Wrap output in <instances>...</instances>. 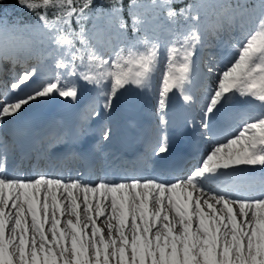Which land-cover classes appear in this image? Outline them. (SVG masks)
<instances>
[{
	"label": "snow or ice",
	"instance_id": "snow-or-ice-1",
	"mask_svg": "<svg viewBox=\"0 0 264 264\" xmlns=\"http://www.w3.org/2000/svg\"><path fill=\"white\" fill-rule=\"evenodd\" d=\"M18 4L36 14L51 71L44 73L38 63L5 85L0 126L41 100L78 101L80 80L94 89L90 117L109 115L128 86L148 90L155 73L161 131L170 94L196 103L193 57L205 42L198 4L177 11L171 0H153L152 7L166 9V21L172 22L163 41L148 34L137 0H128L127 16L123 0H112L106 11L95 0ZM236 7L246 28L231 43V58L221 63L210 57L204 68L209 84L199 98L198 124L209 148L200 162L171 179L105 175L90 183L21 175L9 167L7 150H0V264H264V178L252 179L246 171L264 170V0ZM103 15L109 21L107 59L85 27ZM236 101L259 102L258 109L235 113ZM233 114L239 127L222 131L221 120ZM110 136L105 125L101 139ZM168 150L165 136L153 154ZM101 220L105 227L98 225Z\"/></svg>",
	"mask_w": 264,
	"mask_h": 264
},
{
	"label": "bare ground",
	"instance_id": "bare-ground-1",
	"mask_svg": "<svg viewBox=\"0 0 264 264\" xmlns=\"http://www.w3.org/2000/svg\"><path fill=\"white\" fill-rule=\"evenodd\" d=\"M148 9H149V7H148ZM228 21L229 20L224 21V22H228ZM230 25H231V28L230 27L227 28L226 29L227 32L224 33L225 38L221 37L217 41H215V46L219 47L218 51H216V52H217V57H219V59L221 60L219 62H221V63H226L227 60L231 58V53L233 52V48L230 45L236 38H239V37L234 35V32H232V27H234V25H232V24H230ZM217 28L220 30L219 27H217ZM36 30L37 29H33V30L11 29V30H9V32H7L9 36H5L6 33H3L2 29H0V92H3L5 90V85L10 84V82L15 78V76L17 74L23 72V71L20 72L21 69L30 68L33 65H35V61L39 60V55H38L39 50L37 48H39V49L41 48L42 36H40L39 31L37 30V32H36ZM33 31H35L36 33ZM211 32L207 36L212 37V35H214V33H215V30H212ZM216 33L219 34V32H216ZM226 33H231L230 38H229V36L226 37ZM8 37L10 38L9 41L6 40V38H8ZM43 38L46 40L45 37H43ZM208 39L211 40L209 42H212V41L214 42V40H212L210 38H208ZM225 45H226V47H229V48L226 52L223 53V49H224ZM200 54H201V49L198 46L196 53L193 57V60H197V57H199ZM205 55H206V53H205ZM49 56H50V54H49ZM50 58H51V56H50ZM51 63H52V60H51ZM47 70L51 71V67L49 66V68H47ZM194 76H195V69L193 70V77ZM200 76H201L200 79L198 78V74L194 77L195 79L193 78L192 86L198 84L201 87H206L205 82H209L208 78L205 79L204 74H200ZM158 78L160 79V77H158ZM157 89H158V84L151 85V87L148 90H144V91L137 89L135 86H128L126 90H122V93L118 94V98L115 99L116 104L114 107V114L110 113L109 115H107V118H110V122L112 123L109 127L111 128L112 126H116V128H118V126H121V124H122L124 109H123L121 97L123 95L130 94L133 92L136 94L139 93L140 102H138L137 98H135L136 103H141L142 102L141 99L144 96L143 104H142L143 108L141 111H139V115L145 121L146 132L148 130L154 131L153 135L149 139L150 143H147V144H149V145L153 144L155 142L156 138H157V141L155 142V144L158 142V140H162L165 137V132H166L165 129L166 128H164L163 131H161V126H160V121H159V113H158L157 107H156ZM193 93L195 94L196 92H193ZM240 102L241 101H236V104H238ZM71 103H72L71 100H65L63 98L56 97V98H52V99L41 100V101L35 102L32 105L26 107L25 110L29 111L28 114H30V117L33 118L34 120L38 121V123H35V124H40V125L44 124V128H43V130H35L36 128L30 130V131H34L33 132L34 144H33V148L31 149V151L29 153L30 157L27 158V157L23 156L21 158L19 164L17 166L15 165L13 167L14 170L18 171L21 174L23 168H25V169H27V173H28L25 176H33V175H36L38 173H44V174H46L50 177H53V178H63L66 181L68 180L67 177L64 176L63 172L66 171L67 169L74 170V168L76 167V163L73 162L70 157L66 160H61V161L55 162L53 169L50 171L46 170V168L43 166V164H41L40 160L35 163L33 171L30 170V167H31L32 160L35 158V154L37 156H40V153H36V152L40 148H44L46 151L48 149V146H49L51 140L56 139V138H54L55 133L59 132V129L53 128L52 124L55 125L56 123L60 122L61 118H60V116H57L55 118L56 119V122H55L54 120H52V121L50 120L51 116H53L59 110L67 108V106L70 105ZM183 103L185 104L183 99L178 94H170V97L168 100V106L166 109V119L169 117V114L171 112H177L179 108H183V110H185L184 108L187 109V107ZM245 105H246L245 109L241 108L239 105H237L235 113H244L247 111H251L254 108L258 109L259 102H256L255 105H248V104H245ZM92 107H93V105L91 104L90 107L88 108V111L91 110ZM39 109H42V110H39ZM45 110H48V111L45 113L40 112V111H45ZM135 112L137 113L136 110H135ZM187 114L189 116H192L188 110H187ZM18 116H20V115H18ZM104 117H106V116L102 113L101 116L97 120L100 121L103 119L104 122L108 121L107 119H104ZM196 117L199 118V111L197 112ZM93 118H95V117L89 118L88 122L90 124H91L90 121ZM224 119L227 123H229L228 128H225L227 126L224 127V132L233 131L237 127H239V125H240V120H239L238 115L234 114V119H232V116L229 115L228 117L223 118L221 120V122H223ZM46 122H48V123H46ZM221 122H220V127H221ZM174 123H176V127L178 128L179 131L186 130L185 128H183V125L180 121H175ZM153 126L156 130L153 128ZM192 126H193L192 125V119H189L187 129L190 130L192 128ZM116 131L117 130H115V132ZM200 132H201V130H200ZM129 134L131 137L137 136V124H136L135 119H133V122L131 123V129L129 130ZM112 135H114V134H112ZM59 137L60 136L57 135V138H59ZM139 137H140V135H139ZM1 138L2 139H8L9 136L5 132H3L2 128L0 127V140H1ZM155 144L153 145V147L155 146ZM153 147H152V149H153ZM0 148L2 149L1 145H0ZM208 148H209V144L207 142L206 149H208ZM205 150L202 152V154L199 155V157L196 159V161L194 163L188 165V163L191 160H189V158H186L183 156L182 158L176 160L173 163V165L171 166V168H164L162 170L156 171L155 174L153 175V177H162V178L171 179L175 176H179V175H183V174L187 173L194 165H196L198 162H200L201 157L205 153ZM139 160H140L141 164H138ZM85 162L90 163V160L85 159ZM130 163H131V166L129 168H127L126 166L123 167V171L119 174V178H120L119 180H130L132 178H140V179L148 178V177H146L147 173L145 175H143V173L145 172L144 170L148 171V169H149L147 167V165L149 163V149L146 147L145 150L141 153V155L139 157L132 158L130 160ZM93 164L95 166V170L91 171V174L93 176H95L99 173L100 162H99V160L96 159L93 161ZM184 165L185 166L188 165V166L183 171L179 172V167L184 166ZM246 171H247L248 176L252 179L254 178L256 180H259L261 178H264V170H261L260 168L249 169ZM177 172H179V173H177ZM175 173H177V175H173ZM75 176H76V174H73L70 176L69 179H75ZM86 176H88V173H86ZM98 225L101 227H105V225L102 223V220L98 221Z\"/></svg>",
	"mask_w": 264,
	"mask_h": 264
},
{
	"label": "rangeland",
	"instance_id": "rangeland-1",
	"mask_svg": "<svg viewBox=\"0 0 264 264\" xmlns=\"http://www.w3.org/2000/svg\"><path fill=\"white\" fill-rule=\"evenodd\" d=\"M250 1L252 2V4H254L256 2V0H250ZM137 2L141 6L138 9L139 14L142 17L143 16L147 17V20H148L147 24L148 25L146 24V29L148 31V34L149 35L154 34L156 36H159L161 38V41L166 39L168 36V26L170 24H172L171 21H166L167 10L166 9L153 8L152 7L153 0H137ZM156 2L160 3V0H156ZM192 3L198 4L201 7V18L203 20L202 30L204 31V34L206 36L203 46H199L201 49L200 56L197 57V60H193L194 61V67H195V68H193V70L195 69V76L198 74V78L200 79V77H201L200 74H204L205 65L207 64L210 57L213 58V60L215 62L221 61L219 59V57H217L216 51H218L219 47L215 46V41H217L221 37L225 38L224 33L227 32L226 31L227 28H229V27L231 28L230 24L234 25V27H232V32H234V35L239 37L241 35V32H240L241 26L244 25L246 28V18L242 15L241 9L236 7L238 4L242 5L241 3H239V0H171V7L178 11L180 8L185 7L186 5L192 4ZM123 4H124V9H125V15L127 16L128 0H123ZM110 7H111V5L108 7H103V9L106 11ZM148 7H149V9H148ZM49 18L51 19L52 17H49ZM227 20H229V21L224 22ZM108 22H109L108 17L106 15L100 16L99 18L93 17V18H91L85 22V27L95 37L94 42H97L100 45V47L103 48L105 59H107V57L110 53V48L105 47V42L108 40V33H107ZM177 23H183L182 18L178 17ZM94 24H95V27H94ZM36 25H37V18H35V20L32 22H28V21L23 22V21H20V20L14 18L13 16L5 15V14L0 16V29H2L3 33H6L5 36H9L7 32H9V30H11V29H15V30L37 29L39 31V29L36 27ZM217 27H219L221 31ZM72 29L75 31H79V25H77L75 22H73ZM37 30H36V32H37ZM212 30H215L214 35H212V37L207 36ZM33 32H35V31H33ZM216 32H219V34H217ZM39 33H40V36H42V38H41L42 44H41L40 49L37 48L40 53L38 52L39 60L35 61V65L39 63L42 67V71L44 73H49L50 70H47V68H49V66H51V58H50L49 53L47 51L46 40L43 38V37L46 38V36L43 33H41L40 31H39ZM228 36L230 38L231 33H226V37H228ZM8 38H6L7 41L10 40V38L9 39ZM208 38L214 40V42L213 41L209 42L211 40H209ZM79 46H80L79 43H77V47H79ZM228 48L229 47H226V45H225V47L223 49V53L226 52L228 50ZM205 53H206V55H205ZM77 63H79V61ZM158 77H159V73L154 74L153 79L151 81V85H156L159 83ZM204 77H205V79H207L206 75ZM78 83L80 85V95H79L78 101H76V102L72 101L75 104L79 103L83 98H84V100H88L89 98L93 97L95 94L94 89L91 85L86 84L82 80L78 81ZM208 84H209V82H205L206 86ZM204 89H205V87H200L197 89V85L192 86V91L196 92L194 94L195 96L200 95L202 97V95L204 93ZM139 96H140L139 93L136 94L134 92L130 93V94L123 95L121 97L123 109L127 107V103H128V105L130 103V105H132L134 108L142 109L144 96L141 99L142 100L141 103L135 102V98H137V101L140 102ZM115 104H116V101L114 100L113 109L111 111L112 114H114ZM236 105L246 106L242 102H240ZM187 107H188L187 109L184 108L185 110H183V108H179L178 109L179 111L174 112V114L176 116L175 118L177 120H180V122H182V125L187 124V120L183 121V117L184 116L190 117L187 114V110L189 111L190 114H191V112L193 114H195L196 112H193L192 108L200 109V106H199L197 101L194 104H191V105L188 104ZM105 118L107 119V116ZM192 118L199 120V118H197L196 116L192 117ZM188 120H189V118H188ZM256 168H259V167H256Z\"/></svg>",
	"mask_w": 264,
	"mask_h": 264
},
{
	"label": "trees",
	"instance_id": "trees-1",
	"mask_svg": "<svg viewBox=\"0 0 264 264\" xmlns=\"http://www.w3.org/2000/svg\"><path fill=\"white\" fill-rule=\"evenodd\" d=\"M96 4L102 5L103 7H108L112 4V0H95ZM239 3H247L252 5L250 0H239ZM177 4V3H176ZM53 9L48 10L49 17H53ZM9 15L23 22H32L35 20L36 14L30 11L24 6L18 4V0H0V16Z\"/></svg>",
	"mask_w": 264,
	"mask_h": 264
}]
</instances>
